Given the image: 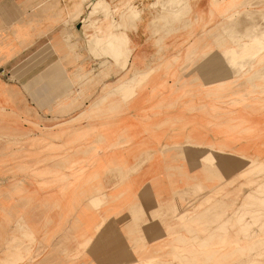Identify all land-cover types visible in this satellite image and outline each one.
<instances>
[{
	"label": "rangeland",
	"instance_id": "rangeland-1",
	"mask_svg": "<svg viewBox=\"0 0 264 264\" xmlns=\"http://www.w3.org/2000/svg\"><path fill=\"white\" fill-rule=\"evenodd\" d=\"M69 1L70 3L65 7L58 6L59 3L56 0L30 9L31 19H35L34 29L37 37L44 33L40 24L44 20L52 22L51 26L62 23V37L60 39L53 38L49 42L51 52L46 47L39 50L30 60H27V56H23V58L20 56L18 59L22 63L20 62L17 67V77L13 73L14 71L11 77L9 74L8 76L5 75L6 69L2 66L17 55L20 50L19 47L24 48L31 43L29 40H31L32 35L29 33L28 25L31 26L32 24H27L26 8L21 22L16 21L13 25L14 28L11 26L8 30L0 33V66L3 68L2 71L0 70V75H3L6 82H11L10 79L15 80L16 78L20 81L21 76L27 74L30 67L47 60L52 53L56 56V60L46 72L41 73L40 77L48 80L53 79L54 84L56 79L63 80V85H65L61 91L55 86L45 89H43L44 87L38 88L40 83L37 79L30 82V85L34 84L35 86L31 88L33 90L31 96L35 101H39L40 97L43 98L44 94L51 95L55 101L46 109L52 114L51 118L39 116L33 120L32 115L29 118V107L23 95V93L29 92V83L24 84L20 90L16 86L0 80V98H2L0 101V215L4 230L14 225L21 235L14 237L5 245L2 264H45L51 259L53 253H55L53 255L56 256L57 261H59L60 253L72 257L87 255L91 250L93 240H104L111 232L113 226L108 224L107 211L112 205L116 212L121 211L124 207L128 209L133 227L126 233L111 232L110 234L115 237L125 234L127 239L131 241L130 247L117 246L112 249L109 255L106 253L107 255L98 257V262L94 264H179V262L180 264H264V244L260 242H258L259 246L251 247L250 250L246 247H238L226 254V250L223 248L211 246L205 248L203 241L205 238L210 239L212 233H205L202 230H187V224L190 221L188 219H197L198 224L196 225L205 228L206 225L219 223L222 220L230 223L232 217H234L235 222L236 217L239 219L244 215L246 222L239 225L233 223V225L237 227L241 225L239 228L249 224L258 226L259 233L264 236V200L262 203V200L259 199L264 198V192L246 194L248 191L242 190V186L239 184L237 191H242L243 196L246 194L251 204L248 207H243L241 206L243 198L240 202L235 199H227L224 202L214 197L219 196L220 193H213V196L210 197V193L216 192L220 187L211 188L206 185L211 189L208 191L203 185H200L198 189L197 185L193 191L195 190L194 192L198 193L197 195H200L202 199L196 203L197 208L193 211L194 214H192L193 212L190 214L187 209L177 205L168 207L158 205V210L155 209L154 205V210L148 212V209L142 204L124 205L123 203L126 201L122 200L121 197L124 198L134 186L128 182V175L136 173L140 166L157 153H160L159 156H164L165 152L150 153L147 151L143 153V158L135 167H115L110 169V172L107 169H99L96 175L92 174L93 169L89 166L90 157L96 152L95 145L103 143V139L107 138L106 136H93L90 133H93L96 128L107 129L109 117L116 121L117 118L114 117H118L125 110V107L138 94L145 81L164 72L165 78H179L180 74L177 73V70L171 72L170 70L180 60H183L186 65H192L197 58L199 48L206 45L212 50L217 49L220 53L218 61L214 63L227 64L235 80H241L246 85L243 90L227 88L229 98L233 101L229 106L241 107L245 111H250L251 114L263 118L264 24L259 27L261 32L252 27L245 31L244 27L250 23L249 21L242 16L234 20L231 19L239 15L240 9H264V0H210L211 19L209 23L201 26L187 18L192 10L190 0H183V5L179 11L184 15L181 17L182 23L180 21L178 24L174 23L176 17L166 19L165 25L161 24L160 15L164 10L160 9L159 5H154V8L151 7L155 12L154 19L152 18L150 25H145L143 28L159 35L161 39L158 41V47L162 50L160 49L161 51L156 58V65L150 66V64L144 69L136 66L138 57L133 55L136 45L132 41L134 48L131 49L132 57L129 66L124 69L118 68L115 64L113 65L112 61H108L109 64L108 62L102 63V68H97L95 65L101 60V51L90 44V46L88 45L89 51L86 48L87 44L86 47L83 46V39L80 38L79 34L82 30L91 28L95 22L85 12V7H87L83 3H86L85 0ZM98 1H106L114 10L113 7L117 3L121 5L126 1L136 2L137 0ZM175 2L174 0L169 2L171 4L166 2V5L169 4L167 8L170 7L171 9ZM158 18L160 19L158 20ZM139 28H142L139 24L132 25L129 23L128 32L137 31ZM170 28H172V34L169 33ZM197 32L201 33L199 38L188 43V39L196 35ZM177 33H183L184 42L181 44H175L174 41L171 44L165 43L166 37H173ZM16 43L19 45L18 48H16ZM173 46H184V55L166 56L164 54L166 53L164 52L165 49ZM91 48L94 49L91 50ZM91 60L92 62H90ZM58 69L62 70V74H56ZM98 72H101V75H98ZM149 74L150 76L146 79L145 75ZM112 75L116 76V83L111 84L107 80ZM136 76L141 80L140 82L136 81ZM256 82L258 85H255ZM39 90H43V93L35 95ZM117 96L121 98V101L113 100ZM109 99H111V103H109ZM234 117L228 114L229 122L239 119V116H237L238 118ZM21 123H27L30 129H23L20 127ZM117 123H115L116 126ZM33 130L38 133L33 135ZM250 130L247 127L243 128V133ZM189 142L185 143L186 147ZM127 143L126 138L120 137L112 145L117 148ZM168 148L165 146L163 150H168ZM193 155L194 152L190 151L188 157L192 158ZM261 156L264 158L263 155ZM87 162L88 167H84L83 165ZM201 163L205 164L202 161ZM217 171L216 176H219L220 172ZM107 172L114 175L117 181L111 186V189H107L108 185L102 182V176ZM256 175H260L264 179V167L254 175L255 179L257 178ZM237 177L241 179L238 175ZM232 182L234 179L228 180L221 189L225 190V186L232 185ZM258 183V180H255L251 186L258 187ZM121 187L124 188L120 192V199L117 197L109 201V197H113ZM201 187H203L204 192L201 191ZM257 198L260 203L256 200ZM119 203L122 204L119 205ZM191 206L190 204L189 207ZM199 209H202V212L197 214ZM177 210L179 215L178 212L175 213ZM231 211L234 213L233 216L229 214ZM215 214H218L219 218ZM91 215H94V218ZM147 216L152 220L158 219L165 229L169 227L165 230L163 245L161 242L160 244L159 242L156 243L157 239L153 233H143L141 227L146 223ZM168 217L175 218L179 222L180 228H184L186 231H173L171 225H164ZM212 217H216V219L212 220ZM114 222L118 221L115 220ZM52 224H56V234L66 224L69 225V229L73 233L78 227L83 226L84 231L93 228L95 234L93 236L75 237L76 240L72 237L78 246L76 249H68L65 246L67 241L65 240L58 242L51 252L46 244L49 243L52 233H46V238L43 229ZM29 225L34 227V231L28 234ZM245 234H249V231ZM152 235L154 239L151 244H148L147 240ZM226 235L229 233L224 232V239L228 238ZM197 236L204 238V240L197 239ZM216 238H220L219 233H216L214 239ZM181 239L190 245V252L185 251L186 247L185 244L181 243ZM167 241H169L168 244ZM212 251H218V254L213 256ZM206 255L211 256L213 262L207 259ZM225 255L227 257H220ZM195 256H199L200 260H196Z\"/></svg>",
	"mask_w": 264,
	"mask_h": 264
},
{
	"label": "crops",
	"instance_id": "crops-1",
	"mask_svg": "<svg viewBox=\"0 0 264 264\" xmlns=\"http://www.w3.org/2000/svg\"><path fill=\"white\" fill-rule=\"evenodd\" d=\"M55 1L0 0V33L8 30L11 26L14 28L13 25H15L16 21L18 23L21 22L24 18L25 8L28 14V18H26L27 24H32L31 26L28 25L29 33L32 35L31 40H29L31 43L24 48L19 47L17 43L15 44L16 48L19 47L20 50L11 61L2 66L6 69L5 75L8 76L9 74V77H11L14 71L13 73L17 77V67L21 62L18 59L20 56L22 58L23 56H27V60H30L39 50L46 47L50 50L49 42L53 38L60 39L62 37L63 24L57 23L51 26L52 22L46 20L40 22L44 33L37 37L34 29L35 19H31L30 16L31 8ZM57 2L60 7L68 6L70 3L69 0H57ZM154 2L155 0H137L135 2L140 8L144 9L142 17L146 23H149L155 14L154 10L150 8ZM190 2L192 4V10L187 15V18L192 22L198 23L199 26L209 23L211 19L210 0H190ZM200 34V32H197L196 35L190 37L188 43L197 40ZM128 35L136 45L133 54L138 57L136 66L144 69L150 64V66L156 65L157 62L155 63V61L160 50L158 47V41L161 39L159 35L153 34L149 29L144 28L128 32ZM184 40L185 36L183 33H177L173 37H166L165 43L171 44L174 41L175 44H181ZM184 51V46H173L165 49L164 52L166 53L164 54L170 57L177 54L183 56ZM50 54L47 60H43L33 67H30L27 70V74L21 76L20 81L16 78L15 80L10 79L11 82H6L3 79V75H0L1 81L14 85L20 90L24 84L29 83V92L26 94L23 91L21 92L27 100L29 118L32 115L33 120L39 116L47 119L51 118L52 114L47 112L46 109L55 101L48 94H44L43 98L40 97L39 101H35L31 96L33 93L31 88L35 86L34 84L30 85V82L37 79L40 83L37 87H44L43 89L55 86L62 91L65 86L63 85V80L56 79V81L54 80V84L53 79L48 80L40 77L41 73L46 72L56 60V56L52 53ZM196 56L197 58L192 65H186L183 60H180L170 70V72L177 70V73L180 74L177 79L165 78L164 72L158 73L156 77L145 81L141 85L138 94L125 107V110L118 117H114L117 118L116 121L118 123L112 117H109L107 129L96 128L93 133H90L93 136L107 137L103 139V143L95 145L96 152L90 157L91 159L89 161L91 163L89 166L93 169L92 174L94 175L99 172V169H107L109 171L115 167H135L143 158V153L147 151H150V153L157 151L166 153L164 156H159L160 153H157L140 166V169L136 173L128 175V182L134 186L130 185L132 186V190L129 192L124 189L127 194L124 198L121 197V199L126 201L123 203L126 206L128 204L135 206L142 204L150 212L154 210V205L156 210H158V205L162 207L177 205L178 207L187 209L191 214L197 208L195 206L196 203L202 199L200 195H197L193 191L197 185H208L211 188L220 187L216 192H211L210 197L213 196V193H220L219 196H214L215 199H220L224 202L227 199H235L237 202H240L243 198V193L242 191H237V189L238 185L244 181L243 179H238L237 174L242 166H234L227 161L220 160L216 163L220 175L212 176V171H210L208 165L202 164L201 161L194 157H188L190 151L187 147H190V144H214L221 152H234L249 157L259 156L262 158L261 155L264 156V117L260 118L259 116L253 115L250 111H245L241 107L233 108L229 106L233 101L229 98L227 88L231 87L232 90L240 88L243 90V87L246 86L244 82L235 80L227 64L214 63L218 61V56H220L217 49L214 48L212 50L206 45L199 48ZM16 60L18 62H15ZM2 67L0 69L1 71L3 70ZM61 71V69H58V72L55 73L57 75L58 73L62 74ZM25 78L26 80H23ZM107 81L111 84L116 83V76L112 75ZM56 82H59V84H56ZM255 85H258V83L256 82ZM41 93H43V90L37 91L35 95ZM113 100L121 101V98L117 96ZM0 101H2V98H0ZM109 103H111V99H109ZM228 114L232 117L235 116L234 118H238L237 116H239V119L229 122ZM115 123H117V126ZM20 127L30 129L27 123H21ZM246 127L251 130L243 133V128ZM256 129L259 130L257 131ZM37 133L36 130H33L32 134L36 135ZM120 137L126 138L128 143L116 148L112 143L119 140ZM187 141L190 142L187 143L189 145L186 147L185 143ZM165 146L169 147L168 150H163ZM116 163L118 164L116 165ZM83 166L88 167V162ZM109 172L102 176V182L108 185L107 189H111V186L117 183L115 176ZM231 179H234L233 184L230 186L226 185L225 190L221 189ZM122 188L124 187H121L113 197H109V201L117 197L120 199V192L123 191ZM208 189L209 187H207ZM208 191L206 192L208 193ZM121 204L119 203V205ZM190 204L192 205L191 207H189ZM112 207L108 208L107 211L108 224L113 226L111 232L126 233L133 227L128 209L124 207L121 211L116 212ZM200 212H202V209L197 210V214ZM229 214L233 216L234 213L231 211ZM217 215L215 214L216 217H218ZM33 216L32 218L35 219ZM91 216L94 218V215ZM216 217H212V220L216 219ZM146 219V223L141 227L143 233H153L157 239L156 243H162L165 238V230L169 227L165 229L158 219L152 220L149 216ZM115 220L118 222H114ZM188 220H190L189 223L187 222L188 231L202 230L205 233L210 232L212 233L211 237L215 236L216 233L220 234V238L218 239H212L211 237V239L205 238L203 241L205 248L209 246L223 248L227 254L232 249H237L238 247H246L250 250L251 247L259 246L258 242L264 244V236L259 233L258 226L249 224L239 228L241 225L238 227L233 225V223L239 225L242 222H246L247 220L244 215L239 219L236 217L235 222L234 217H232L230 223L222 220L219 223L206 225L205 228L196 225L198 224L197 219ZM164 225H171L173 231H186L184 228H180L179 222L173 217H168ZM55 229L56 224H52L43 229L45 234L52 233L49 238V243L46 244V247L51 252L55 249L58 242H64L65 240H67L65 246L68 249H76L78 246L74 243L72 237L78 238L83 235L93 236L95 234L93 228L84 231L83 226L78 227L74 233L70 231L69 225L67 224L60 229L58 234H56ZM27 231L29 234L31 231H34V227L32 228L29 225ZM248 231L249 234H245ZM224 232L229 233V235H226L228 238H223ZM110 233L104 240H93L91 250L85 256L72 257L71 255L65 256L63 253H60L59 261H57L56 256L53 255L55 253H53L51 259L46 261L45 264H94L98 262V257L107 255L106 253L109 255L112 249L117 246L130 247L131 241L127 239L125 234H120L115 237ZM153 235L147 240L148 244H151L153 241ZM18 236H21L20 232L17 231L14 225L4 230L0 215V264L3 263L5 245H7V242L12 241L14 237ZM180 241L182 244H185V251L188 250L190 252V245L186 244L184 239ZM195 257L196 260H200L198 256ZM206 257L213 262L211 256L208 257L206 255ZM220 257L224 258L227 256Z\"/></svg>",
	"mask_w": 264,
	"mask_h": 264
},
{
	"label": "bare ground",
	"instance_id": "bare-ground-1",
	"mask_svg": "<svg viewBox=\"0 0 264 264\" xmlns=\"http://www.w3.org/2000/svg\"><path fill=\"white\" fill-rule=\"evenodd\" d=\"M85 1H86V3L83 2L87 6V7H85L86 8L85 12L91 18V20L93 19L92 21L95 22V24H93V26L91 28L82 30L81 32H79V34H80V38L83 39V46H85L87 44V47L86 46L85 47L88 49V45L90 44L91 46L93 45V47L95 49H98L101 51V53H100V54H102V56H100L101 60L98 63L96 62L97 64L95 66L97 68L100 67V69H101L102 63H107L108 61H112L113 65L115 64L116 66H118V68H123V69L126 68L130 64V60L132 57V50L134 48V46L131 43V40L129 39V36H128L129 23H131L132 25L137 23V24H139L140 27L143 28V27H145V25L146 26L150 25L152 20L149 23H146L145 19L142 17L144 9L140 8L138 6V4H136L135 2H132V1H128L129 3L126 1V2L122 3L121 5L119 3H117L118 5L117 4L115 6L113 5L114 10H112L111 5L109 3H107L106 1H101V2H99L98 0H85ZM170 1H172V0H168V1L167 0H161V2H160V0H156L153 4H151L150 8L153 7L154 5H159L161 7L160 9L165 11V13H164V11H162V13L160 15V17L163 19V20L161 19V24L165 25L166 19L171 18V17L177 18L176 21L174 22L175 24H178L180 21H181L180 23H182L181 17L184 14L182 12H180L179 9L183 5V0H177V2H175V0H174L175 5L171 6V9H170V7L168 9L167 8L168 5L171 4V3H169ZM166 2L169 4L166 5L167 4ZM166 13L168 16L166 15ZM240 16H242L243 18H245L247 21L250 22V23H248V25H246L244 27L245 31H248L249 27H252V28L260 31L259 27L264 24V9H261V10L240 9L239 15L237 17L232 18L231 20H234L235 18H239ZM119 19H120V21H119ZM159 19L160 18H158V20ZM174 23H173V25H174ZM164 25H162V26H164ZM170 29L171 30H169V33L172 34L173 33L172 28H170ZM94 48H91V50ZM161 50H159V52ZM89 53H91V52H89ZM108 64H109V62H108ZM110 66H112V63H110ZM145 71H147V70H145ZM149 71H150V69H149ZM98 75H101V72H98ZM149 76H150V74L145 75L146 78H148ZM135 79L138 82L140 81V79L137 76ZM216 147L217 146L214 144H212V145H197V144L193 145V144H190L189 151L194 152V155H193L194 158H196L202 162H205V164L210 167V171H212V176H216V174L218 173V171H217L218 168L216 167V163L219 162L220 160L227 161L228 163H230L234 166H240V167L242 166V168H240V170H239V173L237 174L244 181L243 183L240 184L242 186L241 189L244 191L247 190L248 192H246V194H252V193H256V192H264V188H263L264 179H262V177L260 175H256L257 178L256 179L254 178V175L256 173H258L264 167V158H261L259 156L249 157V156L240 155V154H237L234 152H232V153L221 152ZM255 180H258L259 186L258 187L255 186V188H254L251 185L254 184ZM199 186L200 185H198V189H199ZM203 187L205 189H207L206 185H203ZM203 187H201L202 192H204ZM196 188H197V186H196ZM199 193H201V192H199ZM246 194H244L243 200L241 202V206H243V207H248L251 205L250 202L248 201L249 198L247 197ZM259 199L262 200V203H263L264 198L262 197ZM259 199L258 198L256 199L259 202L258 201H255V202L260 203ZM252 205L254 206V204H252ZM262 206H263V204H262ZM238 209H240V208H238ZM177 212H178V210L175 213L177 214ZM178 215H179V212H178ZM211 238L214 239L215 236H212ZM197 239L204 240V238H200V237L198 238V236H197ZM212 252H213V256L218 254V251H212ZM201 254L202 253H200V255ZM179 264H180V262H179Z\"/></svg>",
	"mask_w": 264,
	"mask_h": 264
}]
</instances>
